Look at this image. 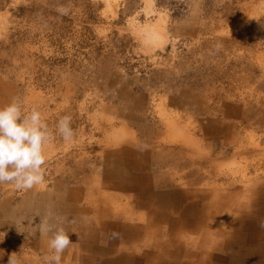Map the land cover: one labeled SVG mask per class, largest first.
<instances>
[{"label":"rangeland","instance_id":"1","mask_svg":"<svg viewBox=\"0 0 264 264\" xmlns=\"http://www.w3.org/2000/svg\"><path fill=\"white\" fill-rule=\"evenodd\" d=\"M13 98L37 108L52 135L43 184H0V251L16 264L54 254L45 217L72 234L93 221L58 206L70 191H82L79 205L104 194L146 218L132 207L136 195L110 186L129 173L152 186L169 180L175 152L187 155L177 187L251 200L264 189V0H0V108ZM65 115L70 142L57 130ZM131 143L170 154L134 171L118 163ZM88 252L74 242L61 264H80L82 253L104 263Z\"/></svg>","mask_w":264,"mask_h":264},{"label":"crops","instance_id":"2","mask_svg":"<svg viewBox=\"0 0 264 264\" xmlns=\"http://www.w3.org/2000/svg\"><path fill=\"white\" fill-rule=\"evenodd\" d=\"M135 144L131 143L118 161L134 171H144L139 167L141 161L147 170L148 158L154 156V163L161 164L162 158L170 154H156ZM175 153V166L171 168L175 172L169 174V180L160 175L152 186L147 174L129 173L110 186L136 195L132 207L145 212L146 218L123 214L128 205L122 201L110 207L104 194L86 206L79 205L81 190L69 192V197H73L70 204L59 197L58 206L67 214L90 216L94 221L73 224L74 234L64 227L71 241L78 243L80 252L88 250L89 255L101 257L103 264H264V189L255 188L260 203L255 194L256 203L252 207L248 204L253 199L241 201L233 192L224 195L212 191L210 195L200 190L192 195L177 187L176 180L186 176L179 174L182 171L179 166L187 155ZM193 196H198L196 202H192ZM100 198L104 205L98 202ZM213 198L215 201H210ZM221 209L222 216L217 214ZM82 254L80 264H94L93 258L88 254L87 258L81 257ZM12 255L0 251V264H6ZM14 258L17 259L16 255Z\"/></svg>","mask_w":264,"mask_h":264},{"label":"clouds","instance_id":"3","mask_svg":"<svg viewBox=\"0 0 264 264\" xmlns=\"http://www.w3.org/2000/svg\"><path fill=\"white\" fill-rule=\"evenodd\" d=\"M69 6H59L57 12L68 15ZM71 116L59 119L57 130L65 142L75 136ZM52 138L48 125L37 108L25 112L17 98L0 108V184H11L18 190H29L45 182V145ZM264 226V225H262ZM41 233L52 232L49 247L54 254L45 257L47 264H61V256L73 243L63 227L50 225L47 217L41 220ZM15 254L9 264H16Z\"/></svg>","mask_w":264,"mask_h":264},{"label":"bare ground","instance_id":"4","mask_svg":"<svg viewBox=\"0 0 264 264\" xmlns=\"http://www.w3.org/2000/svg\"><path fill=\"white\" fill-rule=\"evenodd\" d=\"M239 199V198H238ZM239 206V205H238ZM240 207V206H239ZM234 208H235V206H234ZM238 208V207H237ZM242 208V207H241ZM232 209H233V207H232ZM240 209V208H239ZM244 210V209H243ZM241 211H242V209H241Z\"/></svg>","mask_w":264,"mask_h":264}]
</instances>
